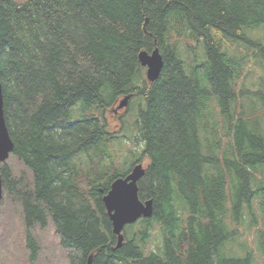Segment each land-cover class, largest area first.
<instances>
[{"label":"trees","instance_id":"trees-1","mask_svg":"<svg viewBox=\"0 0 264 264\" xmlns=\"http://www.w3.org/2000/svg\"><path fill=\"white\" fill-rule=\"evenodd\" d=\"M0 82L32 253L49 220L69 264H264V0H0ZM135 164L153 213L116 248L102 197Z\"/></svg>","mask_w":264,"mask_h":264},{"label":"rangeland","instance_id":"rangeland-1","mask_svg":"<svg viewBox=\"0 0 264 264\" xmlns=\"http://www.w3.org/2000/svg\"><path fill=\"white\" fill-rule=\"evenodd\" d=\"M257 33L259 34L260 30ZM143 72L146 78L145 67L143 68ZM252 78L255 79L253 76ZM248 84L251 85L250 82ZM125 110L127 109H117L116 105V107L114 106V108H110L106 112L109 130L111 132H117L121 129L118 117ZM123 146L124 149L121 153L119 152L118 158L115 159L116 162H122L123 156L127 152L126 148L130 146V143L124 144ZM5 162H7L15 177L23 175L30 180V172L12 154L8 156ZM127 168L128 164L124 166V170ZM32 234L37 246V255L32 261L33 264H69L66 260L65 252L61 248L59 240L54 233L53 225L49 220L42 228L35 226L32 229ZM152 237V242L146 248L147 251L149 249L155 250V246L158 244L155 233ZM28 252L30 253V250L28 248L26 249L25 246L21 205L12 200L3 187L0 203V264H29L27 262Z\"/></svg>","mask_w":264,"mask_h":264},{"label":"water","instance_id":"water-1","mask_svg":"<svg viewBox=\"0 0 264 264\" xmlns=\"http://www.w3.org/2000/svg\"><path fill=\"white\" fill-rule=\"evenodd\" d=\"M138 60L142 66H146V76L149 80L158 77L163 65L162 55L158 48L151 52L142 50L138 53ZM128 100L124 96L118 102L117 109L123 107ZM13 151V141L8 133L3 113V95L0 82V164L4 162ZM143 174L141 164L132 167L131 171L124 177H118L111 182L110 188L102 197L106 212L112 226V232L117 236L116 247L123 242L121 233L126 224L133 223L140 217H149L153 213L152 199L140 200L137 194L136 181ZM2 187L0 181V202ZM85 264H92V254L87 257Z\"/></svg>","mask_w":264,"mask_h":264},{"label":"bare ground","instance_id":"bare-ground-1","mask_svg":"<svg viewBox=\"0 0 264 264\" xmlns=\"http://www.w3.org/2000/svg\"><path fill=\"white\" fill-rule=\"evenodd\" d=\"M139 63H140V62H139ZM140 65H141V64H140ZM141 66H142V65H141ZM144 67H145V73H146V66H144ZM146 78H147V76H146ZM147 79H148V78H147ZM148 80H149V79H148ZM150 81H152V80H150ZM125 105H126V104H125ZM125 105H124V106H125ZM121 108H122V107H121ZM134 166H136V164L133 165L132 167H134ZM141 168L143 169V173H144V170H145V169H144V166H143L142 164H141ZM129 172H130V171H129ZM129 172H128V173H129ZM128 173H127V174H128ZM127 174H126V175H127ZM126 175H124V176H126ZM142 175H143V174H142ZM142 175H141V176H142ZM124 176H119V177H124ZM141 176H140V177H141ZM140 177H139V178H140ZM117 178H118V177H116L115 179H117ZM139 178L137 179V181L139 180ZM115 179H114V180H115ZM114 180H113V181H114ZM137 181H136V188H137V194H138V185H137ZM109 188H110V186H109ZM106 193H107V192H106ZM106 193H105V194H106ZM105 194H104V195H105ZM106 213H107V212H106ZM108 217H109V216H108ZM133 223H134V222H133ZM129 224H132V223H129ZM126 225H128V224H126ZM126 225H125V226H126ZM125 226H124V227H125ZM124 227H123V229H122V231H121L122 234H123ZM115 236H116V235H115ZM123 240H124V234H123ZM116 242H117V236H116ZM122 243H123V242H122ZM115 247H116V244H115ZM116 248H118V247H116Z\"/></svg>","mask_w":264,"mask_h":264},{"label":"flooded vegetation","instance_id":"flooded-vegetation-1","mask_svg":"<svg viewBox=\"0 0 264 264\" xmlns=\"http://www.w3.org/2000/svg\"><path fill=\"white\" fill-rule=\"evenodd\" d=\"M24 240H25V246H26V249L28 248L29 249V247L27 246V243H26V236L24 235ZM37 246H36V242H35V246H34V248H36ZM30 250V253L28 252V254H27V262L29 263V264H33L32 263V261L36 258V250H35V252H33L32 253V250L31 249H29Z\"/></svg>","mask_w":264,"mask_h":264}]
</instances>
